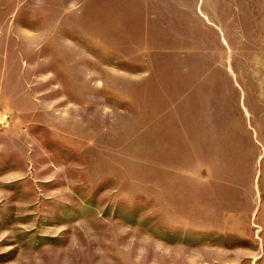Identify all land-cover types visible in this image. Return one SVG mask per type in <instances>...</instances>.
<instances>
[{"label": "rangeland", "instance_id": "1", "mask_svg": "<svg viewBox=\"0 0 264 264\" xmlns=\"http://www.w3.org/2000/svg\"><path fill=\"white\" fill-rule=\"evenodd\" d=\"M0 264H264V0H0Z\"/></svg>", "mask_w": 264, "mask_h": 264}]
</instances>
